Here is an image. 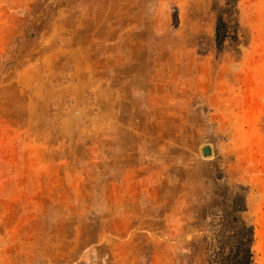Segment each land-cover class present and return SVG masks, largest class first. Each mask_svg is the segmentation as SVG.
I'll return each instance as SVG.
<instances>
[{
    "label": "rangeland",
    "instance_id": "1",
    "mask_svg": "<svg viewBox=\"0 0 264 264\" xmlns=\"http://www.w3.org/2000/svg\"><path fill=\"white\" fill-rule=\"evenodd\" d=\"M128 2L0 0V264H264V0H132L141 46L123 27L95 42L149 52L166 89L197 90L165 203L138 196L123 140L88 118L94 90L63 95L77 21L121 19Z\"/></svg>",
    "mask_w": 264,
    "mask_h": 264
},
{
    "label": "crops",
    "instance_id": "2",
    "mask_svg": "<svg viewBox=\"0 0 264 264\" xmlns=\"http://www.w3.org/2000/svg\"><path fill=\"white\" fill-rule=\"evenodd\" d=\"M120 7L126 15L118 20L100 17L77 21L76 35L65 46L70 53L60 56V66L65 68L73 64L74 70L71 84L63 90V95L67 93L82 99L85 92L94 90V105L98 111L90 113L88 118H96L99 121L95 124L97 129L116 136L119 143L123 140L118 154L123 156L124 170L132 171V186L138 190V196L147 191L149 198L157 195L165 203L167 171L171 167L167 160L168 149L176 138L174 130L183 129V125L189 123L188 111L195 102L191 101L198 99L197 90H179L178 94L166 89L170 69L159 68L158 58L149 52L135 48L119 52L115 47L104 50L96 47L95 42L104 37L109 40L119 37L117 27L124 28V35L120 36L131 39L138 48L141 46L140 27L146 20L134 13L140 12V8L132 0ZM180 98L178 106L173 100ZM90 122L93 125V120ZM189 139L193 138H186L191 147ZM177 154L182 155L183 151ZM154 217L167 216L162 213Z\"/></svg>",
    "mask_w": 264,
    "mask_h": 264
},
{
    "label": "trees",
    "instance_id": "3",
    "mask_svg": "<svg viewBox=\"0 0 264 264\" xmlns=\"http://www.w3.org/2000/svg\"><path fill=\"white\" fill-rule=\"evenodd\" d=\"M237 2L238 0H227V5L235 10L236 6H237ZM222 27H223V32H222ZM226 36H227V26L223 21V18L221 15L218 16V24H217V28H216V42L219 46L223 45V43L226 40Z\"/></svg>",
    "mask_w": 264,
    "mask_h": 264
},
{
    "label": "water",
    "instance_id": "4",
    "mask_svg": "<svg viewBox=\"0 0 264 264\" xmlns=\"http://www.w3.org/2000/svg\"><path fill=\"white\" fill-rule=\"evenodd\" d=\"M204 154L205 155H210L211 154V150L209 148H205L204 149Z\"/></svg>",
    "mask_w": 264,
    "mask_h": 264
}]
</instances>
